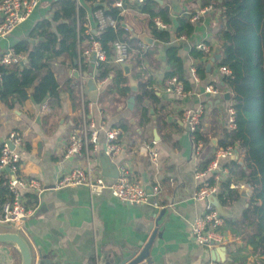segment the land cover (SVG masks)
Here are the masks:
<instances>
[{
    "label": "crops",
    "instance_id": "1",
    "mask_svg": "<svg viewBox=\"0 0 264 264\" xmlns=\"http://www.w3.org/2000/svg\"><path fill=\"white\" fill-rule=\"evenodd\" d=\"M54 1L56 0H39L29 16L18 24L11 34L0 38V54L19 39L25 38L36 21L49 17L50 6ZM107 1L74 0L76 6H84L86 9L88 27L85 33L91 36L98 34L95 13L100 11L93 12L91 6H100L95 5L96 3L106 5ZM158 5L167 11L169 31L173 35L172 43L179 47L178 53L183 59L190 89L183 94L164 90L161 81L165 68L164 45L156 41L147 30L146 13L125 2L120 10V14L125 16L121 26L137 40V36L142 33L152 38L149 47H157L158 50L153 56L159 61L158 67L151 69L157 81L153 88L162 102L171 103L172 112L167 117L166 124L159 128L155 123L158 115H154L153 109L148 107L150 120L140 128L136 126V121L131 119V126L123 130L119 128L121 152L115 157L108 156L116 169L121 164L127 166L132 177L144 188L151 191L154 186L159 187V192L154 196L157 207L152 204V199L148 203L137 205L123 203L106 189L98 194H91L86 186L53 189L61 174L79 164L75 158L65 159L63 155L67 148L68 135L79 126H74V120L76 116L80 117V86L82 95L94 104L93 118L96 124L111 127L131 117L132 109L121 104L112 108L109 113L102 110L100 96L109 80L98 86V70L94 66V57L85 61L80 56V50L88 44L86 40L78 43L77 55L72 61L65 58L64 62H61L62 58H57L52 62L54 76L60 87L58 105H49L51 93L45 87L29 96L22 105L10 108L0 103V144L10 130L20 131L24 138L19 150L23 158L20 175L39 178L44 188L37 195L31 193L35 198L34 214L24 220L21 227L0 226V232L14 231L26 240L31 252V264H119L122 258L131 252L141 250L153 228H156L157 232L149 255L138 264H202L212 259L211 251L216 246L207 248L194 242L190 235V223L204 210V202L192 198L199 184L194 177V171L203 169L210 161L220 129L225 123L224 111L228 102L223 96L226 93L232 96V92L220 83L221 78H218L216 73L217 62L221 57L220 43L216 38L222 25L218 16L219 9L213 6L215 11L201 14L197 20L191 22L194 26L192 34H183V38H177L174 32L178 16L184 11L195 13L205 6L201 5V0H162V4ZM199 42H207L210 52H203V58L194 59L190 50ZM216 54H220V57L209 71L205 68V77H197L198 79L194 80L190 68L195 69L199 62H203L205 67ZM79 61L82 63L78 69ZM125 64L131 65L130 72L124 73L128 76L129 88L131 78L136 83L137 90V82L131 76L132 64ZM89 81L92 86L87 85ZM211 81L218 91L215 95L206 93L204 89ZM67 84L77 90L78 110L72 107L70 95L65 89ZM32 89L28 93H31ZM200 106L204 107L200 127L208 140L201 139V146L194 150L181 119V112ZM104 141V129H101L98 135L99 146L91 155L93 172L106 179H113L115 177L109 176L104 170L114 172V166L105 169L100 158L101 151H104ZM153 141L156 142L155 148L158 152L157 164H154L149 153V146ZM239 150L234 160L242 161L244 151ZM231 159L233 158H222L219 161L221 170L217 177L220 192L228 176L225 164ZM239 182L244 181L231 180L229 186ZM238 190L240 198L231 205L218 207L213 199L211 200L223 221L239 218L247 206L246 199L250 188ZM220 229L225 238V244L221 246L226 247V252H217L220 264H256L250 254V247L240 249L243 248L244 242L225 225ZM19 258L14 245L0 244V264H17Z\"/></svg>",
    "mask_w": 264,
    "mask_h": 264
},
{
    "label": "trees",
    "instance_id": "2",
    "mask_svg": "<svg viewBox=\"0 0 264 264\" xmlns=\"http://www.w3.org/2000/svg\"><path fill=\"white\" fill-rule=\"evenodd\" d=\"M116 1L108 0L105 6H91L93 12L100 11L103 17L115 21L114 27L107 24L94 35V39L99 41L108 58L112 55L114 41L128 45L126 63L132 64L131 76L137 82V90L131 93L128 76L119 64L101 63L97 77H107L109 80L100 96L102 110L109 113L118 104L127 107L128 98L134 96L131 117L111 125V128L126 129L131 126V119L141 128L150 120L148 107L153 109L154 115H158L155 123L160 128L162 124H166L172 110L171 103L162 102L153 88L157 81L151 69L158 67L159 61L153 56L158 49L150 46L144 52L139 51V41L121 26L125 16L114 5ZM132 5L136 10L146 13L147 30L156 41L164 45L165 68L161 81L176 77L182 83L184 91L189 90L190 83L183 59L178 53L179 47L172 43L173 35L169 31L170 22L166 9L154 0ZM201 5H212L219 9L218 16L222 25L216 38L220 43L221 57L217 66H226L231 71V77L223 76L220 83L232 92L229 100L235 110L236 128H221L214 149L234 145L244 151L242 163L231 159L225 164L228 176L218 195L220 202L231 205L240 198L238 189L229 188L231 180H243L250 187L247 206L239 218L226 220L223 226L244 242L240 249L247 246L251 248L250 254L256 264H264V0H201ZM49 13V17L36 21L25 38L13 44L16 53L25 55V61L11 65L0 63V103L10 108L22 105L42 87L51 93L49 105H58L60 87L54 76L52 62L57 58H62L61 62L65 58L72 61L77 55L78 43L90 38V34L85 33L88 22L84 6H76L74 0H56L51 4ZM190 14L184 11L178 16L175 37L192 34L194 26L190 21ZM155 17L160 18L166 27L159 28L154 22ZM190 55L194 59L205 56L197 48H192ZM195 73L200 79L205 77L203 62L195 65ZM210 84L214 82L211 81ZM29 88H33L31 93H28ZM65 89L70 95L73 109L78 110L77 90L69 84ZM79 124L80 117L76 116L74 126ZM195 136L203 141L208 140L200 125ZM4 180L0 175V201L10 194L2 183ZM209 180L214 182L213 177ZM26 195L29 199L34 198L31 194Z\"/></svg>",
    "mask_w": 264,
    "mask_h": 264
},
{
    "label": "built area",
    "instance_id": "3",
    "mask_svg": "<svg viewBox=\"0 0 264 264\" xmlns=\"http://www.w3.org/2000/svg\"><path fill=\"white\" fill-rule=\"evenodd\" d=\"M145 0H117L115 6L123 8L125 2L130 4L141 5ZM39 0H0V38L11 34L14 28L25 20L32 10L38 5ZM215 11L212 5H207L195 13L190 14V21L193 22L205 12ZM98 30H101L107 24L115 26V21L103 17L100 12L95 13ZM155 24L159 28H165L166 25L160 18H154ZM183 38V36H181ZM87 46L80 50V56L86 61L90 57H94V66L99 68L103 62L112 64H125L128 54V45L125 42L114 41L112 45V55L107 57L106 52L100 45L99 41L90 35L87 40ZM149 45L142 41L138 42L139 51L144 52ZM195 48L204 53L210 52V46L207 42H199ZM23 53H16L12 47H8L0 54V63L4 65L18 64L25 61ZM82 61H79L78 69ZM191 76L197 80L194 68H190ZM218 78L223 76L231 77V71L226 66H218L216 70ZM107 77L98 78V86L105 83ZM166 92H175L183 94L184 89L180 81L176 77H171L163 82ZM205 92L211 95L217 94V89L213 84L205 86ZM80 124L78 129L72 131L68 135L67 148L64 152V158H75L76 162L66 173L61 174L53 187V189H61L67 187L86 186L91 194H98L102 190H108L110 194L117 200L127 204H144L150 202L158 206L154 196L159 192V187L154 186L151 193H147L146 189L132 177L129 169L125 165H119L117 168V176L113 179H106L101 175L93 172V164L91 163V155L96 152L99 142L98 135L101 129H104V152L109 157H115L121 152V143L119 128H111L105 124H96L93 118V102L89 101L82 95L80 86ZM224 113V127L228 130L236 128L235 110L230 100H227ZM45 108V104L42 106ZM203 106L198 108H187L182 110L181 119L189 133L194 150H198L201 146V139L195 136V131L200 125L203 116ZM103 122V121H102ZM104 123V122H103ZM24 143L23 135L20 131L12 129L8 132L5 139L1 143L0 148V175L4 177L3 185L10 193L8 198L0 201V226H8L10 228H19L24 220L34 214L35 198L29 199L26 194L34 195L40 193L44 188L39 180L35 177H23L20 175V167L22 155L20 148ZM156 142H151L149 153L154 164H157L158 152L155 148ZM12 147H11V146ZM148 147V146H146ZM239 148L237 146H227L226 148H217L213 150L212 156L208 164L203 169H195L194 177L198 180L197 189L193 192L192 198L197 201L204 202L203 212L195 217L190 223V235L194 242L207 248L213 246H221L225 244L224 234L220 227L224 221L218 214L211 203L212 197H217L220 192L219 179L217 173L221 170L220 159L236 156ZM214 182H210V178ZM236 189L250 188L245 182L229 186ZM202 264H220L216 260H206Z\"/></svg>",
    "mask_w": 264,
    "mask_h": 264
},
{
    "label": "water",
    "instance_id": "4",
    "mask_svg": "<svg viewBox=\"0 0 264 264\" xmlns=\"http://www.w3.org/2000/svg\"><path fill=\"white\" fill-rule=\"evenodd\" d=\"M157 1L159 4H162V0H154ZM95 5H100V6H105L104 3H96ZM133 36H135V34H133ZM139 41L144 42L147 45L152 44V38L146 36L144 33L140 34L137 36ZM220 54H216L215 56H213L206 64L205 68L206 71H209L212 64L219 59ZM121 67L124 70L125 74H128L130 72L131 69V65L129 64H121ZM130 88L131 91L134 92L136 91V83L130 78ZM87 85L92 86L91 81H89L87 83ZM32 88H30L28 91H30ZM226 100L230 99V94L226 93L223 96ZM133 103H134V96H130L128 98L127 101V107L129 109L133 108ZM11 146V145H10ZM12 147V146H11ZM101 162L102 165L105 167V169H111V167L114 166V164L110 161V158L108 157V155H106L104 153V151H101ZM234 157L236 156H232V158L234 159ZM239 163H242L241 160L238 161ZM114 172H106V170H104V172L106 174H108L109 176H117V169L114 166ZM147 193H151L149 188H145ZM213 199L214 203L216 205H218V207H223V204L220 202L219 198L217 197H212L211 200ZM1 227L3 228H10L7 226H3L1 225ZM156 228H153L151 230V234L148 238V240L144 243V245L142 246L141 250L139 251H134L131 252L127 257L122 258L121 262L119 264H138L139 262H141L142 260L146 259L149 255V250L152 246V243L154 241V238L156 236ZM0 244H12L16 247L19 255H20V264H31V252H30V248L28 243L26 242V240L20 236L18 233L14 232V231H1L0 232ZM217 252H226V247L224 246H219V247H215L212 251H211V258L212 260H216V261H220V257H217ZM222 255V254H221Z\"/></svg>",
    "mask_w": 264,
    "mask_h": 264
},
{
    "label": "rangeland",
    "instance_id": "5",
    "mask_svg": "<svg viewBox=\"0 0 264 264\" xmlns=\"http://www.w3.org/2000/svg\"><path fill=\"white\" fill-rule=\"evenodd\" d=\"M17 260L19 261V262L17 261V264H20V258H19V259H17Z\"/></svg>",
    "mask_w": 264,
    "mask_h": 264
}]
</instances>
